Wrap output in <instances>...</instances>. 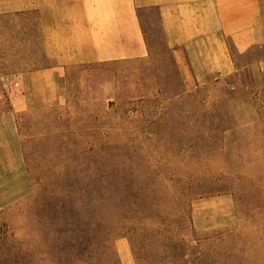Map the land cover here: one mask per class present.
<instances>
[{"label": "rangeland", "instance_id": "obj_1", "mask_svg": "<svg viewBox=\"0 0 264 264\" xmlns=\"http://www.w3.org/2000/svg\"><path fill=\"white\" fill-rule=\"evenodd\" d=\"M144 15L148 57L31 76L51 62L37 15L0 14V264H118L84 206L43 212L92 183L150 190L111 234L119 264H264V40L190 75Z\"/></svg>", "mask_w": 264, "mask_h": 264}, {"label": "crops", "instance_id": "obj_2", "mask_svg": "<svg viewBox=\"0 0 264 264\" xmlns=\"http://www.w3.org/2000/svg\"><path fill=\"white\" fill-rule=\"evenodd\" d=\"M263 5L264 0H0V14L37 15L39 50L51 62L31 76L148 57L146 10L156 11L176 62L197 75L230 71L229 41L240 53L263 42Z\"/></svg>", "mask_w": 264, "mask_h": 264}, {"label": "trees", "instance_id": "obj_3", "mask_svg": "<svg viewBox=\"0 0 264 264\" xmlns=\"http://www.w3.org/2000/svg\"><path fill=\"white\" fill-rule=\"evenodd\" d=\"M56 188L59 193L58 197L49 196L44 200V214L64 221L68 213H72V216L76 213L78 215L79 209L84 206L83 209L88 211L87 215L92 222L91 242L95 245L109 246L107 250L111 251L109 252L119 264V257L111 245V234L115 229L126 227L124 219L127 216L135 219L138 215L143 216L144 213L147 214L152 210L151 202L147 201L149 188L129 186L123 183H92L73 186L60 184ZM73 201L76 204L74 207ZM132 228L134 226L131 225L130 229Z\"/></svg>", "mask_w": 264, "mask_h": 264}]
</instances>
